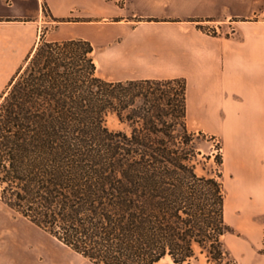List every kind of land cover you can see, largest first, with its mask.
Wrapping results in <instances>:
<instances>
[{"label": "trees", "instance_id": "16d2710c", "mask_svg": "<svg viewBox=\"0 0 264 264\" xmlns=\"http://www.w3.org/2000/svg\"><path fill=\"white\" fill-rule=\"evenodd\" d=\"M92 50L41 36L9 80L0 202L93 264H238L223 242L221 142L188 129L184 80H106ZM200 138L215 142L201 171Z\"/></svg>", "mask_w": 264, "mask_h": 264}, {"label": "crops", "instance_id": "0c3cea01", "mask_svg": "<svg viewBox=\"0 0 264 264\" xmlns=\"http://www.w3.org/2000/svg\"><path fill=\"white\" fill-rule=\"evenodd\" d=\"M41 36L89 41L106 80L182 78L188 129L220 140L237 202L264 203V0H0V94Z\"/></svg>", "mask_w": 264, "mask_h": 264}, {"label": "rangeland", "instance_id": "374dc122", "mask_svg": "<svg viewBox=\"0 0 264 264\" xmlns=\"http://www.w3.org/2000/svg\"><path fill=\"white\" fill-rule=\"evenodd\" d=\"M42 12V20L45 22L41 24V34L47 31L49 32L48 38H51L53 22L48 17V13L43 4ZM203 29L211 34L220 31L215 26H203ZM224 29H226L227 32L231 31L230 27L226 25ZM106 125L110 129L129 131L127 124L120 123L114 116L107 117ZM198 147L200 148V166L198 167H200L201 171V167L205 161L202 154L215 152V142L213 140L200 138ZM212 161L213 156L206 162V167H211L213 164ZM228 179V173L224 170L223 180L226 193L224 218L232 229L231 232L223 236L224 245L236 259L238 264H261V258L264 257V211L260 210L252 215V219L256 223V228L251 231L250 238L255 239L257 243L251 247L248 246L245 248L243 245V243H246L248 236L246 235V229L242 226L239 227V219L244 213L249 215V212L252 210L264 208V203L259 202L245 205L237 202L236 198L232 196L233 187L229 185ZM5 222L8 223L6 227L2 226ZM0 264L93 263L0 202ZM156 264L176 263L169 257H164ZM182 264L210 263L206 261L202 254H198L189 262H184Z\"/></svg>", "mask_w": 264, "mask_h": 264}, {"label": "bare ground", "instance_id": "6f19581e", "mask_svg": "<svg viewBox=\"0 0 264 264\" xmlns=\"http://www.w3.org/2000/svg\"><path fill=\"white\" fill-rule=\"evenodd\" d=\"M2 226H5V227H6V226H8V223H7V222H5V223H4Z\"/></svg>", "mask_w": 264, "mask_h": 264}]
</instances>
